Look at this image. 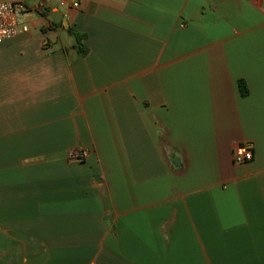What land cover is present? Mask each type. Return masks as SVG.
<instances>
[{
  "label": "crops",
  "instance_id": "obj_1",
  "mask_svg": "<svg viewBox=\"0 0 264 264\" xmlns=\"http://www.w3.org/2000/svg\"><path fill=\"white\" fill-rule=\"evenodd\" d=\"M27 1L50 14L0 46V264H264V0Z\"/></svg>",
  "mask_w": 264,
  "mask_h": 264
},
{
  "label": "built area",
  "instance_id": "obj_2",
  "mask_svg": "<svg viewBox=\"0 0 264 264\" xmlns=\"http://www.w3.org/2000/svg\"><path fill=\"white\" fill-rule=\"evenodd\" d=\"M73 8H78L79 2H75ZM40 17L50 14L47 4L38 1L32 5L27 0L0 1V46L6 42L29 33V17L31 13ZM86 152L74 154L72 158L82 162ZM254 153L248 145H237L233 150V159L236 164H244L253 160Z\"/></svg>",
  "mask_w": 264,
  "mask_h": 264
},
{
  "label": "trees",
  "instance_id": "obj_3",
  "mask_svg": "<svg viewBox=\"0 0 264 264\" xmlns=\"http://www.w3.org/2000/svg\"><path fill=\"white\" fill-rule=\"evenodd\" d=\"M74 37H75V40L80 44L81 36L75 35ZM82 53L85 54V51L82 50ZM238 85H239V88H240L241 95L243 97H246L248 95V93H249L246 83L244 81H239Z\"/></svg>",
  "mask_w": 264,
  "mask_h": 264
}]
</instances>
